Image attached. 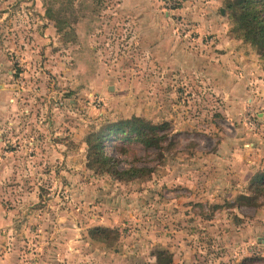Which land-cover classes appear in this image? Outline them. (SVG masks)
I'll return each mask as SVG.
<instances>
[{"label": "rangeland", "instance_id": "rangeland-1", "mask_svg": "<svg viewBox=\"0 0 264 264\" xmlns=\"http://www.w3.org/2000/svg\"><path fill=\"white\" fill-rule=\"evenodd\" d=\"M158 1L167 14L166 54L195 37L239 44L250 60L226 70L225 87L248 92L243 113L232 103L238 96L221 93L224 64L215 86L159 65L122 0H0V92L7 78L16 105L7 118L0 111V212L3 202L15 218L13 231L0 225V257L13 254L19 264H264V195L250 184L264 150V105L248 100L264 59L240 37L225 0H186L178 9ZM133 116L168 125L158 149L107 144L120 168L144 175L123 181L89 169L87 136ZM244 137L258 143V153L252 146L244 152ZM242 193L263 205L239 200ZM98 227L109 231L91 233Z\"/></svg>", "mask_w": 264, "mask_h": 264}, {"label": "crops", "instance_id": "crops-1", "mask_svg": "<svg viewBox=\"0 0 264 264\" xmlns=\"http://www.w3.org/2000/svg\"><path fill=\"white\" fill-rule=\"evenodd\" d=\"M122 6L126 9L127 14L125 16L127 17L126 19H132L135 23V30L139 34V38H143L144 40L149 42V54L152 55V59L156 61L159 65L165 66L166 64L168 65H174L180 72L181 75H190L195 73L197 76L201 75L202 81L208 82V84H214L216 82V79L218 78L216 75L215 71L217 68L216 67H222L223 64L225 68L223 67V70L221 71V80L223 83L220 85V90L221 93L226 96H238V100H233L232 103L237 104V112L243 113L244 107H245V96L248 93L247 91L243 90L244 92L239 94V89L234 90L237 91L238 94L233 92V89L225 87V84L228 82V76L226 74V70L230 69L231 65H237L239 64L242 65L244 64L245 61H249L250 59L244 58L243 55L240 52L241 47L237 43V45L233 42L230 41H215V38L212 37V40L210 42H207L206 44L198 42V39L195 37L193 38V42L191 40L192 46H187L184 43L180 42H175V46L172 48L173 51L169 52L166 54V46H165V41L168 40V38L165 37V33L168 32L167 25H165V16H167L166 13L162 12L160 8V2L158 0H122ZM130 11V12H129ZM124 15V14H121ZM191 27H196V26H191ZM190 27V28H191ZM193 33L195 30H192ZM152 33L157 35L156 41L154 40H149L150 36L153 38L155 35H152ZM217 33V32H216ZM174 38V37H173ZM194 39H197L194 41ZM220 42V43H219ZM197 45V46H196ZM230 45V46H229ZM234 45V46H233ZM233 48H229L232 47ZM155 55V56H154ZM150 58V59H151ZM241 61V62H240ZM151 62V61H150ZM262 63V62H261ZM260 63V68L257 69V72L254 74L256 76V82L254 79V86L251 87V93L254 95L252 96V99L250 96H248V100L252 101L254 106L255 104H259L260 106L264 105V70L263 66ZM257 65V64H255ZM240 71V76L239 78L246 76L249 74V72H245V67L239 68ZM237 77V78H238ZM224 78V79H223ZM245 78V77H244ZM243 78V79H244ZM6 81H4V84L1 85V105H0V111L1 114L4 115L6 114L5 118H7V115L10 113V111H13L16 108V105L10 102V95L12 91V86L13 84L11 83L10 80L9 83H7V78H5ZM218 80V79H217ZM36 81V79H35ZM215 86V85H213ZM245 87V86H244ZM224 89V90H223ZM224 92V93H223ZM257 94V95H255ZM240 96V97H239ZM244 96V97H243ZM256 96L261 97V100L259 103L257 102ZM247 98V97H246ZM227 104H230L227 102ZM262 113V112H261ZM247 135L249 133H246ZM246 135V136H247ZM242 148H244V152H248L249 149L246 147H255L257 148V152L259 151L258 143L257 142H252L248 143L246 141V137L240 138ZM242 150V151H243ZM264 150L257 155H255V165L259 166L257 169H255L256 166H253V168H250L251 171L253 169L257 170L258 173L252 175L251 177V186L252 188L255 187V183L253 181L255 179H259V177L262 178L260 181L264 185ZM244 159L246 156H243ZM245 161V160H244ZM258 161V164H257ZM260 169V170H259ZM244 196H250L248 193H242L240 194ZM2 201V200H1ZM3 204V202H1ZM1 204V216H0V225L7 226L9 231H13L14 228L11 227L10 222L12 223V218L11 216L7 217L6 216V211L5 207ZM262 202L260 205H251L255 206V208H258L262 206ZM17 214V213H16ZM16 218L19 219V217L15 216ZM263 218V223H264V215L261 216ZM25 219V218H24ZM23 220V219H22ZM15 223H20L19 222H14ZM19 258L12 255H5L3 257H0V264H19L18 260Z\"/></svg>", "mask_w": 264, "mask_h": 264}, {"label": "trees", "instance_id": "trees-1", "mask_svg": "<svg viewBox=\"0 0 264 264\" xmlns=\"http://www.w3.org/2000/svg\"><path fill=\"white\" fill-rule=\"evenodd\" d=\"M228 10L236 22L241 36L246 42L255 46L260 56L264 59V0H225ZM179 6H177V9ZM50 14V12H47ZM167 124L154 125L144 118L133 116L117 122H111L102 128L91 132L87 136V167L97 173H107L118 180L131 181L142 177L144 169L130 166L120 168L121 160L109 153L107 144L110 141L139 143L145 148H161L162 142L167 138L163 130ZM116 150L121 155H127L128 150L116 145ZM255 179V192L264 195V185ZM239 200H245L250 205H256L252 196L241 195ZM107 228H94L91 233L107 232ZM162 264V263H161Z\"/></svg>", "mask_w": 264, "mask_h": 264}, {"label": "built area", "instance_id": "built-area-1", "mask_svg": "<svg viewBox=\"0 0 264 264\" xmlns=\"http://www.w3.org/2000/svg\"><path fill=\"white\" fill-rule=\"evenodd\" d=\"M186 0H163L164 4L170 9H177V6L181 7Z\"/></svg>", "mask_w": 264, "mask_h": 264}]
</instances>
